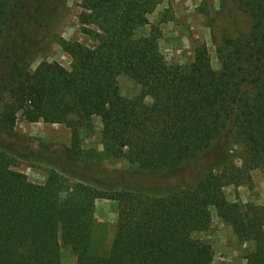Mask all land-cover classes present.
<instances>
[{
	"label": "trees",
	"instance_id": "obj_1",
	"mask_svg": "<svg viewBox=\"0 0 264 264\" xmlns=\"http://www.w3.org/2000/svg\"><path fill=\"white\" fill-rule=\"evenodd\" d=\"M158 3L81 0L79 28L92 45L59 38L68 68L42 61L30 70L5 56L0 131L11 133L19 115L64 124L78 157L80 132L98 117L102 157L150 173L198 163V180L163 196L101 190L56 173L38 185L0 148V264H63L62 247L76 264H211L212 246L194 237L209 227L211 208L241 243L254 245L242 264H264V209L229 202L223 192L264 170V0H237L250 30L216 46L218 70L205 43L188 65L166 63L149 22ZM18 16L15 0H0V41L16 33ZM121 74L139 85L130 100L119 93ZM96 199L118 204L106 253L94 242Z\"/></svg>",
	"mask_w": 264,
	"mask_h": 264
},
{
	"label": "rangeland",
	"instance_id": "obj_2",
	"mask_svg": "<svg viewBox=\"0 0 264 264\" xmlns=\"http://www.w3.org/2000/svg\"><path fill=\"white\" fill-rule=\"evenodd\" d=\"M81 0H15L19 27L12 36L0 41V69L9 65L5 56L17 59L19 66L34 70L42 61H56L68 68L71 58L58 43L59 38L75 40L91 46L92 41L81 33L78 23ZM151 26L160 31L159 47L166 63L188 65L195 49L205 43L215 70L220 67L216 46L224 38L246 35L251 26L249 16L240 10L237 0H159L149 15ZM149 32V26L141 30ZM119 93L132 99L139 85L130 77H118ZM147 102L149 100L147 99ZM102 126L92 118V128L81 130L82 153H71V132L64 124L30 123L20 115L11 133L0 131V148L13 159L14 170L26 175L34 184H44L50 173L72 182H81L101 190H131L146 195L163 196L194 186L201 174L198 163L174 171L150 173L139 170L127 161L102 157ZM229 202L254 205L264 209V170L251 172L249 182L223 189ZM118 204L113 200L94 201V242L106 253L112 243L117 221ZM211 223L206 230L194 234L213 249L211 264H242L254 250L251 242L241 243L232 228L210 209ZM63 264H76L70 251L62 247Z\"/></svg>",
	"mask_w": 264,
	"mask_h": 264
}]
</instances>
